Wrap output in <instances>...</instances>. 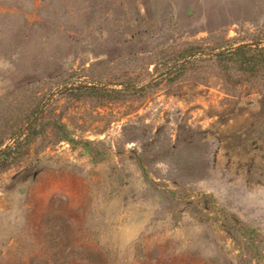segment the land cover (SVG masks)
<instances>
[{
    "label": "rangeland",
    "instance_id": "rangeland-1",
    "mask_svg": "<svg viewBox=\"0 0 264 264\" xmlns=\"http://www.w3.org/2000/svg\"><path fill=\"white\" fill-rule=\"evenodd\" d=\"M257 40L264 0H0V146L46 124L0 173V264H264V75L203 58L67 93Z\"/></svg>",
    "mask_w": 264,
    "mask_h": 264
},
{
    "label": "trees",
    "instance_id": "trees-1",
    "mask_svg": "<svg viewBox=\"0 0 264 264\" xmlns=\"http://www.w3.org/2000/svg\"><path fill=\"white\" fill-rule=\"evenodd\" d=\"M203 58L214 60L226 75H231L232 70L253 78L264 75V41L257 40L237 46L229 45L216 53L210 52V54H207L199 46H191L179 53L174 64L169 66L165 73L163 72L159 78L147 86L138 89L116 90L96 85H79L69 88L67 93L76 99L137 95L158 86L164 79L173 81L189 64L196 63ZM54 127H59L62 133L61 139L70 140L69 136L63 132L65 128L62 124H54ZM45 129L46 124L42 118L35 117L27 126L25 132L13 138L12 143L1 145L0 173L7 171L18 163L28 151L30 145L43 135Z\"/></svg>",
    "mask_w": 264,
    "mask_h": 264
}]
</instances>
